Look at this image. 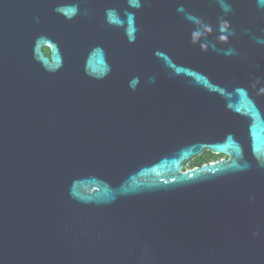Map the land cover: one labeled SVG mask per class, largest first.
<instances>
[{"label": "water", "instance_id": "water-1", "mask_svg": "<svg viewBox=\"0 0 264 264\" xmlns=\"http://www.w3.org/2000/svg\"><path fill=\"white\" fill-rule=\"evenodd\" d=\"M0 264H264V0H0Z\"/></svg>", "mask_w": 264, "mask_h": 264}, {"label": "trees", "instance_id": "trees-1", "mask_svg": "<svg viewBox=\"0 0 264 264\" xmlns=\"http://www.w3.org/2000/svg\"><path fill=\"white\" fill-rule=\"evenodd\" d=\"M45 54L47 56H50V49L49 48H45ZM223 158H226L224 156H218V155H214L210 152H205L204 154H202L200 157H198L197 159H195L189 166L188 170H192L195 169L197 167H202L206 164H210L213 162H217L222 160Z\"/></svg>", "mask_w": 264, "mask_h": 264}, {"label": "rangeland", "instance_id": "rangeland-1", "mask_svg": "<svg viewBox=\"0 0 264 264\" xmlns=\"http://www.w3.org/2000/svg\"><path fill=\"white\" fill-rule=\"evenodd\" d=\"M223 159H226V158H223Z\"/></svg>", "mask_w": 264, "mask_h": 264}, {"label": "flooded vegetation", "instance_id": "flooded-vegetation-1", "mask_svg": "<svg viewBox=\"0 0 264 264\" xmlns=\"http://www.w3.org/2000/svg\"><path fill=\"white\" fill-rule=\"evenodd\" d=\"M44 52H45V50H44Z\"/></svg>", "mask_w": 264, "mask_h": 264}]
</instances>
